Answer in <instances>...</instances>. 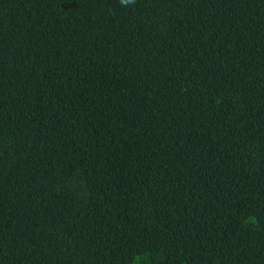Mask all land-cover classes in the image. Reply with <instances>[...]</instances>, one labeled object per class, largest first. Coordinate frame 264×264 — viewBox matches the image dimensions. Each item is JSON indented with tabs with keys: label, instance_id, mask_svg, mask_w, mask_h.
Segmentation results:
<instances>
[{
	"label": "trees",
	"instance_id": "16d2710c",
	"mask_svg": "<svg viewBox=\"0 0 264 264\" xmlns=\"http://www.w3.org/2000/svg\"><path fill=\"white\" fill-rule=\"evenodd\" d=\"M0 264H264V0H0Z\"/></svg>",
	"mask_w": 264,
	"mask_h": 264
},
{
	"label": "clouds",
	"instance_id": "9594fccd",
	"mask_svg": "<svg viewBox=\"0 0 264 264\" xmlns=\"http://www.w3.org/2000/svg\"><path fill=\"white\" fill-rule=\"evenodd\" d=\"M133 0H120L122 6H127L128 4L132 3Z\"/></svg>",
	"mask_w": 264,
	"mask_h": 264
}]
</instances>
